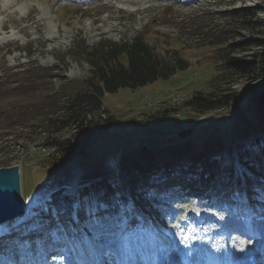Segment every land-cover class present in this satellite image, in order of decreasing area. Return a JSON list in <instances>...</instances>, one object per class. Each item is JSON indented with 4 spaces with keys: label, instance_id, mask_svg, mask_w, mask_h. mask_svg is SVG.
Masks as SVG:
<instances>
[{
    "label": "rangeland",
    "instance_id": "374dc122",
    "mask_svg": "<svg viewBox=\"0 0 264 264\" xmlns=\"http://www.w3.org/2000/svg\"><path fill=\"white\" fill-rule=\"evenodd\" d=\"M242 12L248 14L245 17L239 16ZM263 15L264 0H13V5L0 13L1 81L18 78L19 76L15 77L12 72L23 64L29 68V74L32 73L35 79L40 78V81L45 83L44 87L59 90L58 96L66 94L67 85L76 88V81L83 80L90 74V65L77 47H92L104 39L119 41L146 32L148 42L152 43L154 34H161L163 38L179 42L178 44L182 45L180 53L189 62L187 69L178 71L168 79H158L136 88L121 87L115 92H106L102 97V108L107 110H100L99 114H88V119L92 122L89 128L76 131L74 126H66L56 132L60 140H78L85 132H89L87 146H76L66 151L62 148L35 150L36 145L32 143L30 146L32 151H27L21 145L8 142L9 136L0 131V138L4 140L2 142L0 139V160L7 158L11 164H19L26 213L40 212L46 217L45 222L41 223L49 228L52 247L57 249L53 253L43 252L36 231L37 226L32 223L35 231L31 232V226L24 231L17 220L11 223L15 229L6 235H10L8 237L10 240L13 239V243L19 244L20 251L26 252V257L21 260L25 262L30 259L28 253L32 251L30 249L32 241L35 240L34 244L38 246V261L25 264H67L66 259L68 262L71 261L70 264H77L76 259L80 254L77 256L71 248L78 250L80 245L74 243L70 234L64 232L65 224L60 218L61 211L54 206L52 196V192L61 187L64 189L63 193L70 195L68 187L75 167L79 168L80 174L75 180L82 176V182L77 184L79 187L83 181L90 185V182L95 181L96 173L103 172V169L106 171L105 176L109 178L110 170L114 172L112 168L117 166V161L112 165L106 163L105 158L114 150L119 152L118 157L123 154L127 162L131 154L143 149L144 151L148 149L155 157L162 158L168 150L165 146L168 144L171 148L174 145L180 146L178 151H182L188 142L197 145L200 141L220 142L228 139L234 141L244 124L241 111L245 115L250 114L251 96L248 94L241 98L238 107L230 105L217 107L211 111L212 113L209 112L208 115L211 113L212 118L209 119L208 126L198 122L200 112L194 110H184L180 116L170 113L162 120L156 117L149 118L155 112V108L147 105L146 101L143 102V98L148 97L149 101L157 102L176 94L161 105V110H165L171 106L174 98H188L187 96L195 90L210 91L214 88L231 87L236 92L242 91L246 86L245 78L239 76L240 72L231 74L224 71L220 54L223 52L229 57L248 58L253 47L245 40L264 38V31L258 22ZM3 23L5 29L1 28ZM49 37H53V40L48 41ZM218 40L225 45L220 52L210 43ZM214 63L217 64L216 70ZM108 117H111V120L105 122ZM128 119L135 123H127ZM190 125L195 127L191 135L185 139H177L176 132ZM42 130L41 127L37 128V131ZM237 185L235 191L238 193L248 186L242 181ZM114 186L113 191L120 202L122 198L118 195L121 194V189L115 184ZM201 190L200 186H194L193 190H185L181 194L173 193L171 196L170 194L165 196L164 191L151 194L157 218L162 225L167 226L166 235L161 232L163 235L154 234L153 249L156 251L159 247L158 249L162 250L161 253L153 252L154 254L173 256L171 250L174 251L173 248L177 247V250H180L179 255L186 260L197 252L200 256L208 253L206 258L214 259L213 251L216 254L224 253L226 250L230 251V248L239 247L232 237L234 236L232 233L235 234L237 231L229 230L228 239L223 228L235 217L237 226L244 225L247 229L244 237L240 236L241 241L254 235L253 229L263 231V192L256 193L255 204L249 202L246 204L245 201L234 202L233 198L238 200V193L233 194L229 202L234 203L229 205L223 204L216 197L213 200ZM127 195L130 196L128 193ZM247 199L249 200V197ZM120 206L116 213L110 212L107 218L91 220V223L84 227V231L80 229L84 234L88 231V234L81 235L86 243L92 245V251L95 254L99 253V261H102L105 255L110 261L113 255L109 253L114 249L116 253L122 252L120 249L123 247H125L123 250H126L123 240L128 231L124 224H118V217L125 220L133 215L139 216L140 210L146 213L150 211L144 209V206L136 209V202L130 199H125ZM236 206L238 209H235ZM102 207L104 209L106 205ZM90 211L94 213L95 210ZM227 211L240 215L246 211L256 214L244 219L243 223L239 215L230 216L225 213ZM250 213H245L244 216H249ZM165 219H168L169 225ZM130 221L132 219L128 222ZM220 223L224 226L221 227ZM231 224L234 225L233 222ZM134 226L138 227L137 224ZM57 227L58 232L54 231ZM74 231L73 235L76 238ZM139 232H142L141 229ZM166 237L170 238L171 242ZM77 240L79 241L78 238ZM132 241L135 243V238H132ZM110 243L116 244L117 247L109 248ZM104 244L107 246H103ZM243 244L251 245L246 242ZM204 246L205 248L199 249ZM61 248L67 255L64 262L61 261ZM95 248L96 250H93ZM168 250L170 251L166 253ZM112 262L114 261L110 263ZM1 264L7 263L4 260Z\"/></svg>",
    "mask_w": 264,
    "mask_h": 264
},
{
    "label": "trees",
    "instance_id": "16d2710c",
    "mask_svg": "<svg viewBox=\"0 0 264 264\" xmlns=\"http://www.w3.org/2000/svg\"><path fill=\"white\" fill-rule=\"evenodd\" d=\"M246 14L248 13L242 12L239 16L245 17ZM258 22L264 31V15ZM245 41L253 47L248 58L229 57L223 52L220 54L224 71L231 74L240 72L239 76L245 78V88L239 92L231 87L214 88L210 91L195 90L191 99L189 97L190 100L186 101L193 110L203 112L229 105L238 107L241 98L246 94L250 95V114L245 115L241 111L244 124L234 141H200L201 145L188 142L182 151H178L180 146L168 147L162 158L143 149L131 154L127 162L126 158L123 159V177L131 185L130 190L136 198H146L143 201L146 206L151 203L147 200L153 192L146 188L145 183L147 180L152 182L164 173L186 172L188 180L216 188L220 182H225L231 172L236 176L241 173L250 175L254 174L260 164L264 166V38ZM178 43L174 39L163 38L161 34H154L150 43L145 32L119 41L104 39L92 47L78 46L90 65V74L83 80L76 81V88L67 85L66 94L62 96H58L59 90L44 87L45 83L40 78L35 79L32 73H28L29 68L21 64L12 72L18 78L1 81L0 77V131L9 136L8 142L21 145L27 151L32 143L37 149L62 148L65 151L76 146H87L89 132H85L78 140H60L56 132L66 126H74L76 131L89 128L92 122L88 119V114H99L100 110H107L102 108V97L106 92H115L121 87L136 88L158 79H168L178 71L187 69L188 59L181 55L182 45ZM210 43L219 52L225 47L220 40ZM216 66L214 63L215 70ZM157 114L155 110L149 118H155ZM165 117L166 114L163 118ZM110 120L111 117H108L105 122ZM40 127L43 130L37 131ZM1 141L4 142L3 139ZM234 163L240 167L239 171ZM9 164L10 159L0 160V165ZM100 175V172L96 173L97 179L81 189L78 212L91 208L99 198L106 202L112 201L113 196L107 191L111 188ZM52 196L56 209L65 211L66 215L71 208V200L61 194V190L53 192ZM60 214L63 215V212ZM19 218L20 225L25 226L29 222L41 221V218L28 214ZM56 230L59 231V228Z\"/></svg>",
    "mask_w": 264,
    "mask_h": 264
},
{
    "label": "bare ground",
    "instance_id": "6f19581e",
    "mask_svg": "<svg viewBox=\"0 0 264 264\" xmlns=\"http://www.w3.org/2000/svg\"><path fill=\"white\" fill-rule=\"evenodd\" d=\"M133 1H136V0H133ZM13 5V0H0V13H2V12H4V9L5 8H8V7H11ZM2 29H5V23H3L2 24V27H1ZM47 40L49 41V40H53V37H49V38H47ZM188 98H184V99H177V98H174L173 99V101H171V103H170V105L171 106H169V108L168 109H173V110H176L175 112H178V110L179 109H182V108H185V107H188L187 105H185V103H186V101L189 99V96H187ZM180 100V101H179ZM172 107V108H171ZM176 107H178V109L176 108ZM189 190V189H188ZM137 216V215H136ZM138 218H142V216L141 215H139V216H137ZM236 218V217H235ZM235 218H234V220H232V221H230L229 223L230 224H227L226 223V225L224 226V224L222 225L221 223H220V225H221V227H223L225 230H226V232H227V237H228V239H229V234H228V232H230L231 230L233 231V232H235V230L237 231L235 234L233 233L232 235H234V236H232L233 238H234V240L237 242V241H241V238H240V236H244V232H246V229L244 228V225H241V226H237V224H236V222H235ZM143 219V218H142ZM237 220V219H236ZM234 223V225H232L231 223ZM238 225H239V223H238ZM233 227V228H232ZM138 230L139 229H137V233H138ZM224 230V231H225ZM230 230V231H229ZM263 235L262 234H256V236L254 237V238H252L250 241H252V244H254V246L262 239L261 237H262ZM231 238V237H230ZM143 240V239H142ZM144 242V241H143ZM140 239L138 240H136V244L138 245V247H139V250H138V252L140 253V255H142V256H146L147 258H149V260L152 262V263H150V264H169L168 263V257L169 258H172L175 254L177 255L178 253H179V251L177 250V247L176 248H173V250L174 251H172L171 250V253H174V255L173 256H166V255H169V254H166V255H163V253L162 254H159V256H157L156 254H154L152 251H151V244L150 243H143ZM237 244H238V242H237ZM243 244V243H242ZM110 246H109V248H114V247H117V245L115 244L114 245V243H110L109 244ZM240 245V244H239ZM238 245V246H239ZM103 246H107V245H103ZM102 246V247H103ZM241 246V245H240ZM253 247V246H252ZM255 248V247H254ZM257 246H256V250H257ZM233 249V248H232ZM231 250V249H230ZM240 250H244L245 251V247H242V249H240ZM170 250H168V251H166V253L167 252H169ZM97 252V251H96ZM227 252H229V251H225L224 253H227ZM253 251H249V252H246V258L248 257V255L250 254V253H252ZM102 253H104V252H102ZM143 253H146V254H143ZM198 253L199 252H197L196 254H194V255H192V256H190L189 258L190 259H192L193 260V262H195V260H196V262H201L202 260H203V258L205 257H207V254L208 253H204V255L205 256H200V255H198ZM92 254H94V252L93 251H91V253L87 256L88 258L92 255ZM97 254H99L98 252H97ZM110 254H112L113 256H111L110 257V261H108V259H107V256H105V263H110L111 261H114V262H112V263H115V261L117 260V259H119V257L120 256H122V254H124L123 252H118V253H116V249H114V251L112 252V253H109V255ZM96 254H94V256H95ZM227 256V255H226ZM118 257V258H117ZM186 257V256H185ZM186 259V258H185ZM225 261L226 260H228V256H227V258H225L224 259ZM224 260H222L221 259V263L224 261ZM191 264H192V262H191Z\"/></svg>",
    "mask_w": 264,
    "mask_h": 264
},
{
    "label": "water",
    "instance_id": "95a60500",
    "mask_svg": "<svg viewBox=\"0 0 264 264\" xmlns=\"http://www.w3.org/2000/svg\"><path fill=\"white\" fill-rule=\"evenodd\" d=\"M127 123H134L128 119ZM194 129L193 125L179 129L177 137L186 138ZM20 182V166L17 163L0 165V222L24 211Z\"/></svg>",
    "mask_w": 264,
    "mask_h": 264
},
{
    "label": "built area",
    "instance_id": "2783aa9c",
    "mask_svg": "<svg viewBox=\"0 0 264 264\" xmlns=\"http://www.w3.org/2000/svg\"><path fill=\"white\" fill-rule=\"evenodd\" d=\"M177 113V112H176Z\"/></svg>",
    "mask_w": 264,
    "mask_h": 264
}]
</instances>
